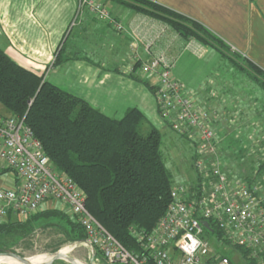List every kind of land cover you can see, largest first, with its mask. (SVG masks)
<instances>
[{
	"label": "trees",
	"instance_id": "16d2710c",
	"mask_svg": "<svg viewBox=\"0 0 264 264\" xmlns=\"http://www.w3.org/2000/svg\"><path fill=\"white\" fill-rule=\"evenodd\" d=\"M116 1L167 24L187 41L193 39L218 51L264 93V70L233 51L203 24L152 0ZM63 52L64 47L57 53L55 63L75 57H64ZM139 68L140 62H137L129 76L156 93V86L146 76L136 74ZM0 104L7 114L25 117L55 169L67 174L83 189L87 208L100 224L134 254L149 255L137 233L152 232L166 214L175 183L164 158L162 132L136 107L129 108L120 119L104 114L84 99L19 65L1 47ZM257 112L261 115L259 110ZM229 134L225 143L232 151L226 156L222 153V160L227 171L232 172L228 164L247 159L254 142L250 140L252 130L237 138L235 131L234 135ZM250 168L254 170L255 167ZM263 173L264 159H260L255 175L239 176L255 183ZM50 217L65 220V228L61 230L60 224L56 228L63 231L68 240L86 239V231L75 216L59 210L39 212L25 221L10 215L5 222H0V253L12 251L13 244L28 236L39 223L45 227L54 225L48 223ZM210 222L213 230H205L203 238L213 247V240L222 241V245L231 247L232 254L244 264H260L249 249L224 240L222 232ZM96 255L102 257L98 250ZM224 255L237 264L232 255Z\"/></svg>",
	"mask_w": 264,
	"mask_h": 264
},
{
	"label": "built area",
	"instance_id": "2783aa9c",
	"mask_svg": "<svg viewBox=\"0 0 264 264\" xmlns=\"http://www.w3.org/2000/svg\"><path fill=\"white\" fill-rule=\"evenodd\" d=\"M84 8L116 30H124L98 0H78L71 27ZM134 57L139 58L137 54ZM172 67L164 54L140 63L144 74L157 78L160 117L195 150V177L174 185L172 202L152 232L137 233L149 255L134 254L109 233L88 210L83 189L55 169L25 117L5 113H0V222L10 215L28 219L48 203L57 202L67 206L83 226L87 235L84 245L98 250L103 264H234L203 238L208 230L203 222L208 221L213 230L212 221L224 240L244 246L264 264V183H249L227 171L215 124L223 116L218 110L207 109L196 92L174 78ZM238 120L231 118L230 123Z\"/></svg>",
	"mask_w": 264,
	"mask_h": 264
},
{
	"label": "crops",
	"instance_id": "0c3cea01",
	"mask_svg": "<svg viewBox=\"0 0 264 264\" xmlns=\"http://www.w3.org/2000/svg\"><path fill=\"white\" fill-rule=\"evenodd\" d=\"M99 1L122 23L123 31L98 19L88 8L69 27L78 0H0V47L19 65L104 114L120 119L136 107L161 132L170 127L159 116L154 93L129 76L137 62L164 54L173 62L172 76L196 92L205 107H211L208 98L212 102L221 97L228 80L220 81L225 77L218 70V51L187 41L167 24L114 0ZM152 1L203 24L264 70V0ZM62 47L64 57H75L57 64ZM136 74L156 86L155 76H147L140 68ZM205 87H209L207 99Z\"/></svg>",
	"mask_w": 264,
	"mask_h": 264
},
{
	"label": "rangeland",
	"instance_id": "374dc122",
	"mask_svg": "<svg viewBox=\"0 0 264 264\" xmlns=\"http://www.w3.org/2000/svg\"><path fill=\"white\" fill-rule=\"evenodd\" d=\"M115 2L117 1L115 0ZM102 3L105 6H107L104 2ZM74 19L75 17L73 18V20ZM73 20L71 21L69 27L72 25ZM197 42L200 43L199 41ZM203 46L208 48L205 45ZM149 49H150V45L148 46V50ZM208 53H211L209 49H208ZM217 56H218V61H217L218 70L220 71L222 76L226 78L220 81L223 82L224 80H228L226 81L228 83L227 85L223 84V88H222L223 93L222 94L219 93L221 97L214 99L212 102H210L211 99L208 98L207 91L209 90V87H205V91H206V99L208 98L207 102H209V105L212 107L211 108L208 106L207 109L218 110L223 116L222 118L215 121L216 122L215 124L217 125L216 129L218 131V135L221 140L220 143L221 153H223L226 156L227 154H230V152L232 151V150L230 151V149L226 147V143H225L226 139H229L228 137L230 135L229 133H233L234 135V131H235L234 136L237 138V137H241L247 130H252V134L251 136L250 135L249 136H250V140H252L254 143L250 147L251 149L248 151L247 159H244L242 161L233 160V163L231 164H233L234 166L229 165L230 163L228 164V166H231L233 168L232 172L238 176L240 174L255 175L256 170L258 169V161L260 159L262 160L264 159V147H261L264 143V93L258 88H256L254 84L250 80H248V78L244 74H241L237 69H235L230 62H228L222 57L220 58V55L218 53H216V57ZM207 61L208 60H206V62ZM194 66L196 65H193L192 67L194 68ZM231 81H233V86L231 85L232 84ZM230 91H233L234 93L230 94L231 93ZM232 104L237 106L236 109H234L231 106ZM257 110L260 111L261 115L257 112ZM0 113L7 114L1 104H0ZM235 117L239 119L238 122L236 121L237 123L234 124L230 123V119ZM255 119L259 120L258 125L255 123L256 121ZM143 132L145 133L144 129ZM162 134H163L162 150L166 164L173 173L174 181H175L174 185H178L193 180L194 179L193 178L194 149L192 145L183 137L175 133L171 129V127L165 129L162 132ZM252 155H255L253 157L256 160L252 159L253 158ZM250 163L253 164L250 165ZM253 165L255 168L254 170H251L250 166ZM263 180H264V173L263 175H260L257 178V181H263ZM48 204L49 205L40 212H45L49 210H59L63 214H68L72 216V213H70V210L67 206L57 202H50ZM61 219L62 218H58V217L48 218L47 219L48 223H53L54 225H49L47 227L39 223L28 236L23 237L17 243H14L12 246V251L10 252L17 253L31 260L36 255L46 254L50 256L52 253L61 250V252L67 253L68 255L76 258L77 260L85 262L87 264H91V259L93 257H94L93 264H103L104 261L102 257L96 255V251L93 248L84 245L83 240L78 241V240L67 239L64 232L61 231L62 228H65L66 222L65 220H61ZM22 220L25 221L27 219H22ZM43 223H46V221H44ZM59 224L61 225V230H58V228H56V225ZM213 243H214V247L217 248V250L221 254L232 255V258L234 259L235 263L244 264L241 260L237 259V257H235L234 254H232L231 247L222 245L217 240L216 241L213 240ZM0 264H5V263L0 262ZM53 264H72V263L66 260L59 259L53 262Z\"/></svg>",
	"mask_w": 264,
	"mask_h": 264
},
{
	"label": "water",
	"instance_id": "95a60500",
	"mask_svg": "<svg viewBox=\"0 0 264 264\" xmlns=\"http://www.w3.org/2000/svg\"><path fill=\"white\" fill-rule=\"evenodd\" d=\"M203 224L207 229L210 230V225H209L208 221H204ZM0 256H10V257L18 260L21 264H31L29 261V258L21 256L17 253H14V252L0 253ZM59 259L69 261L72 264H79L77 262L76 258H74L68 254L62 253L61 250L52 253L48 260H46L43 263H38V264H52L53 262H55L56 260H59ZM93 263H94V257L91 259V264H93Z\"/></svg>",
	"mask_w": 264,
	"mask_h": 264
},
{
	"label": "bare ground",
	"instance_id": "6f19581e",
	"mask_svg": "<svg viewBox=\"0 0 264 264\" xmlns=\"http://www.w3.org/2000/svg\"><path fill=\"white\" fill-rule=\"evenodd\" d=\"M64 253V252H62ZM64 254H67V253H64ZM50 258L49 255H46V254H39V255H36L34 256L30 261L31 264H38V263H43L45 262L46 260H48ZM0 262L1 263H5V264H21L18 260L10 257V256H0ZM77 262L79 264H87L85 262H82V261H79L77 260Z\"/></svg>",
	"mask_w": 264,
	"mask_h": 264
}]
</instances>
